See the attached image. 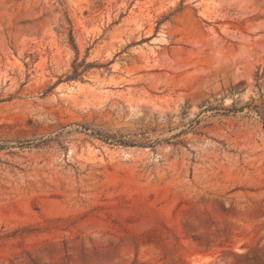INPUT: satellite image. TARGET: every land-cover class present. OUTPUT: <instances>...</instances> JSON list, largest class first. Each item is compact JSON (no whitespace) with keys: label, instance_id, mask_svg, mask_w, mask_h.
<instances>
[{"label":"rangeland","instance_id":"obj_1","mask_svg":"<svg viewBox=\"0 0 264 264\" xmlns=\"http://www.w3.org/2000/svg\"><path fill=\"white\" fill-rule=\"evenodd\" d=\"M0 264H264V0H0Z\"/></svg>","mask_w":264,"mask_h":264}]
</instances>
